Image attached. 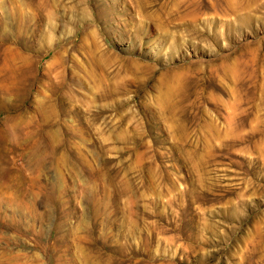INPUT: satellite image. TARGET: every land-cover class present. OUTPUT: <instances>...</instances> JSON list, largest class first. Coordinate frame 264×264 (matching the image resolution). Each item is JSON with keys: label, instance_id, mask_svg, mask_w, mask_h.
Here are the masks:
<instances>
[{"label": "rangeland", "instance_id": "1", "mask_svg": "<svg viewBox=\"0 0 264 264\" xmlns=\"http://www.w3.org/2000/svg\"><path fill=\"white\" fill-rule=\"evenodd\" d=\"M0 264H264V0H0Z\"/></svg>", "mask_w": 264, "mask_h": 264}]
</instances>
